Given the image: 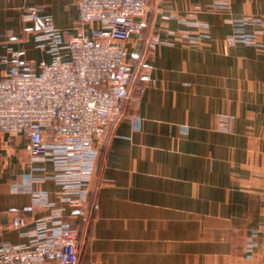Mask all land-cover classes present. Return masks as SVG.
<instances>
[{
	"label": "crops",
	"instance_id": "0c3cea01",
	"mask_svg": "<svg viewBox=\"0 0 264 264\" xmlns=\"http://www.w3.org/2000/svg\"><path fill=\"white\" fill-rule=\"evenodd\" d=\"M49 26L95 39L99 19L74 0H0V81L13 52L35 72L50 62L34 40ZM137 27L126 116L101 131L84 202L64 200L25 136L0 133V245L63 208L79 264H264V0H146Z\"/></svg>",
	"mask_w": 264,
	"mask_h": 264
},
{
	"label": "built area",
	"instance_id": "2783aa9c",
	"mask_svg": "<svg viewBox=\"0 0 264 264\" xmlns=\"http://www.w3.org/2000/svg\"><path fill=\"white\" fill-rule=\"evenodd\" d=\"M74 1L82 20L99 19L96 38L65 42L62 33L49 26L34 38L50 57L39 72L18 52L2 59L7 78L0 81V133L25 136L27 153L55 167L64 200L80 205L95 169L101 131L126 116L135 85L126 43L138 30L146 0ZM26 19L37 21L39 15L33 12ZM232 41L252 43L240 34ZM48 130L52 142L45 137ZM32 194L36 205L49 206L46 194ZM63 215V208L53 209L35 223L25 243L0 245V264H79L77 234ZM27 225L21 215L12 221L15 230Z\"/></svg>",
	"mask_w": 264,
	"mask_h": 264
}]
</instances>
